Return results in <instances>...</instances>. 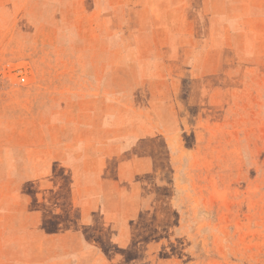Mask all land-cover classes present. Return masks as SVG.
I'll use <instances>...</instances> for the list:
<instances>
[{
	"label": "rangeland",
	"instance_id": "374dc122",
	"mask_svg": "<svg viewBox=\"0 0 264 264\" xmlns=\"http://www.w3.org/2000/svg\"><path fill=\"white\" fill-rule=\"evenodd\" d=\"M0 70V264H264V0H0Z\"/></svg>",
	"mask_w": 264,
	"mask_h": 264
},
{
	"label": "built area",
	"instance_id": "2783aa9c",
	"mask_svg": "<svg viewBox=\"0 0 264 264\" xmlns=\"http://www.w3.org/2000/svg\"><path fill=\"white\" fill-rule=\"evenodd\" d=\"M0 75L4 76V75H6V72L0 70ZM21 79L24 81L25 77H22Z\"/></svg>",
	"mask_w": 264,
	"mask_h": 264
}]
</instances>
